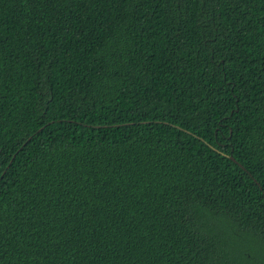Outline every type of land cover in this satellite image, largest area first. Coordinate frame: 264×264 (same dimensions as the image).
<instances>
[{
	"label": "trees",
	"instance_id": "trees-1",
	"mask_svg": "<svg viewBox=\"0 0 264 264\" xmlns=\"http://www.w3.org/2000/svg\"><path fill=\"white\" fill-rule=\"evenodd\" d=\"M0 264H264V0H0Z\"/></svg>",
	"mask_w": 264,
	"mask_h": 264
}]
</instances>
